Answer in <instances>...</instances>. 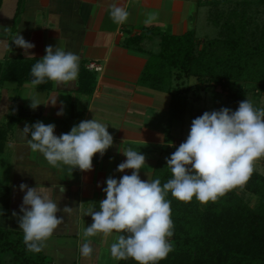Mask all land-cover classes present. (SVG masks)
Segmentation results:
<instances>
[{
	"label": "crops",
	"instance_id": "1",
	"mask_svg": "<svg viewBox=\"0 0 264 264\" xmlns=\"http://www.w3.org/2000/svg\"><path fill=\"white\" fill-rule=\"evenodd\" d=\"M209 0H1L0 4V67L8 61L40 60L48 45L71 51L79 56V76L76 86L57 87L50 81L44 88L31 82L0 84L1 124L17 119L0 155V227L22 232L18 219L24 192L20 185L42 189L58 200V187L65 192L59 201L64 223L45 242L43 254L50 264H117L110 254V246L118 233L108 237L96 234L85 236L93 221L90 212L99 211L105 198V181L112 176L119 179L131 175L132 170L116 172L126 160L122 154L129 148L140 151L146 163L140 178L151 181L157 161L165 160L162 152L167 133L176 146L178 127H168L170 95L141 83V76L149 57L159 51L161 34L183 36L196 28L203 13L210 12ZM123 7L129 13L122 24L114 23L110 8ZM20 9V12L18 11ZM17 20H15L17 15ZM206 11V12H205ZM150 31V39H143L140 50L129 46L130 38ZM21 34L34 45L31 50L15 46L13 39ZM21 60L18 65H21ZM93 63L98 71L87 69ZM92 82V85L90 84ZM57 97L56 105L50 100ZM39 103L30 107V99ZM63 105L64 115L57 112ZM96 119L108 126L113 146L101 157H93V169L82 172L66 165L51 166L44 156L28 147L22 134L25 124L37 121L55 124V134L68 133L81 121ZM30 138V137H29ZM99 185V186H98ZM64 207L76 210L67 215ZM14 213L16 215H14ZM23 233V232H22ZM89 243L94 253L90 258L80 254V247Z\"/></svg>",
	"mask_w": 264,
	"mask_h": 264
},
{
	"label": "clouds",
	"instance_id": "2",
	"mask_svg": "<svg viewBox=\"0 0 264 264\" xmlns=\"http://www.w3.org/2000/svg\"><path fill=\"white\" fill-rule=\"evenodd\" d=\"M109 14L117 24L124 23L129 15L125 8L116 5L110 8ZM12 43L24 52L34 48L20 33ZM45 53L31 68V85L35 88L52 81L57 87L76 86L79 56L52 45L45 48ZM30 101L33 110L41 105L35 98ZM50 101L55 106L57 97ZM57 115H64L63 105ZM55 130V124L46 125L42 121L25 124L21 130L28 138L29 149L41 153L53 167L66 165L90 172L93 157L96 154L103 157L113 146L108 126L96 119L81 121L59 136ZM122 154L126 160L117 166L116 172L132 170L131 175L106 179V187L102 189L105 198L99 202V211L90 212L93 223L87 227L85 236L108 237L118 233L116 242L110 246L115 260L131 258L136 264H159L172 251L170 238L174 234L171 201L166 199L167 195L170 193L184 203L195 198L201 204H208L245 184L255 170V162L264 158V108H257L246 99L234 111L222 107L193 119L186 140L166 158L171 178L163 185L159 178L151 181L140 178L146 163L140 151L129 148ZM19 187L25 193L18 219L23 242L28 251L40 253L45 242L64 223L57 213L65 189L59 186V199L54 200L37 186L21 184ZM75 210L64 207L63 212L70 215ZM93 253L89 243L80 247L84 258H90Z\"/></svg>",
	"mask_w": 264,
	"mask_h": 264
},
{
	"label": "trees",
	"instance_id": "3",
	"mask_svg": "<svg viewBox=\"0 0 264 264\" xmlns=\"http://www.w3.org/2000/svg\"><path fill=\"white\" fill-rule=\"evenodd\" d=\"M224 2L209 0L207 5L217 7ZM257 4L264 8V0H258ZM220 15L216 14L212 20L220 29L218 38L199 42L193 30L183 36L161 34L158 53L149 57L141 83L170 95L169 128L173 125L181 128L189 113H194L196 118L200 116L199 112L190 111V93L211 92L214 110L222 107L236 110L249 92L257 98L264 97V22L254 34L249 32L245 10H230L221 24ZM152 35L145 31L130 38L127 44L140 50L141 41ZM19 61H8L0 67V84L4 81L31 82V68L38 60H21L22 64L18 65ZM190 78L195 83L183 87L184 79ZM49 82L38 87L44 88ZM17 122L13 119L0 123V155ZM164 142L162 152L167 158L178 146H171L173 139L169 133ZM157 178L161 185L171 178L166 159L156 163L152 180ZM239 187L255 197L253 207L237 193ZM4 193L5 189L0 187V195ZM166 199L171 201L174 234L170 238L172 251L159 264H264V174L253 172L245 184L228 191L215 203L201 204L195 198L184 203L170 193ZM0 264L50 262L43 251L27 250L22 232L0 227ZM117 264H136V261L129 258Z\"/></svg>",
	"mask_w": 264,
	"mask_h": 264
},
{
	"label": "rangeland",
	"instance_id": "4",
	"mask_svg": "<svg viewBox=\"0 0 264 264\" xmlns=\"http://www.w3.org/2000/svg\"><path fill=\"white\" fill-rule=\"evenodd\" d=\"M258 0H225L224 4H221L217 7H211L209 16L206 13H203L198 21L196 34L199 39V42H203V40H209L219 37L220 29L212 24V20L215 18L216 14H221L220 19H218L219 23L221 24L226 16L229 14L230 10L237 9V10H245L248 15L249 21V32L257 34L258 30L262 26L264 22V8L257 4ZM206 12V11H205ZM195 80L193 78L184 79L182 82L183 87L193 85ZM223 100V98H220ZM247 99L250 100L253 105L257 108H264V97H256L254 93L249 92ZM190 100V111L192 112H199L200 116L205 111H213V102L214 98L210 93H200L199 95L196 94H189ZM196 117L194 113H189L185 117V122L179 127V132L175 135V142L176 146L179 147L181 143H183L190 130L191 122ZM0 115V121H4ZM2 157L0 162L2 161ZM254 172L259 174H264V158L258 160L254 164ZM237 193L249 204L250 207H253L255 204V197L251 196L250 194L243 191L241 187L237 189ZM112 264V263H109Z\"/></svg>",
	"mask_w": 264,
	"mask_h": 264
},
{
	"label": "built area",
	"instance_id": "5",
	"mask_svg": "<svg viewBox=\"0 0 264 264\" xmlns=\"http://www.w3.org/2000/svg\"><path fill=\"white\" fill-rule=\"evenodd\" d=\"M87 69L98 71V70H99V67L96 66V65L93 64V63H90V64H88Z\"/></svg>",
	"mask_w": 264,
	"mask_h": 264
}]
</instances>
